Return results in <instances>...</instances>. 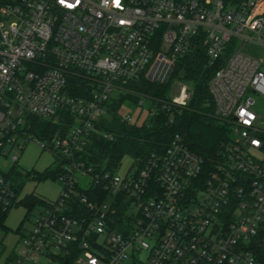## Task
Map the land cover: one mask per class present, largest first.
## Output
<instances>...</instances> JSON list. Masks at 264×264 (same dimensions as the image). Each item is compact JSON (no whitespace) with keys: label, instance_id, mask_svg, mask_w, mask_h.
Instances as JSON below:
<instances>
[{"label":"built area","instance_id":"2783aa9c","mask_svg":"<svg viewBox=\"0 0 264 264\" xmlns=\"http://www.w3.org/2000/svg\"><path fill=\"white\" fill-rule=\"evenodd\" d=\"M195 43L212 70L213 113L228 129L212 168L205 171L177 134L123 176L75 158L121 94L141 106L146 98L131 82L166 81ZM247 44L260 58L243 50ZM190 93L173 80L168 99L158 101L180 107ZM255 97L264 99V0L1 3L0 156L35 141L51 154L60 190L27 208V228L6 231L2 214L19 204L28 178L18 180L27 170L9 156L0 168V264L53 261L73 246L75 264H264V106L256 110ZM30 115L69 123L39 138L28 131ZM91 187V199L78 189Z\"/></svg>","mask_w":264,"mask_h":264},{"label":"trees","instance_id":"16d2710c","mask_svg":"<svg viewBox=\"0 0 264 264\" xmlns=\"http://www.w3.org/2000/svg\"><path fill=\"white\" fill-rule=\"evenodd\" d=\"M6 0H0V4ZM224 4H234L237 0H221ZM211 69L205 64L203 49L199 43L194 48L179 57L164 82L151 81L139 76L129 84L136 92L143 94L145 100L152 105L153 111L140 123L127 120L122 112L123 105L130 103L135 106L137 96L121 94L107 108V114L100 117L88 134L82 150L75 155L77 160L92 170H113L120 163L123 155H128L132 163L141 164L150 152H162L174 134L182 138L185 146L202 158L205 171L212 168L223 143L228 138L227 126L221 123L213 113L212 99L207 82ZM173 80L187 83L191 87L190 96L184 106L162 107L158 100H167ZM28 131L39 138H47L55 132L63 133L69 123V118L62 123H53L48 119H40L30 115ZM103 134L105 136H103ZM264 154V134L261 136ZM58 174L56 164L41 172L27 170L25 174L18 173V180L24 177L40 181L55 178ZM89 199L90 190L78 188ZM42 198L26 195L19 200L27 208L39 205ZM5 214H2V218ZM79 250L73 246L64 256H55L56 264H75L74 259Z\"/></svg>","mask_w":264,"mask_h":264},{"label":"rangeland","instance_id":"374dc122","mask_svg":"<svg viewBox=\"0 0 264 264\" xmlns=\"http://www.w3.org/2000/svg\"><path fill=\"white\" fill-rule=\"evenodd\" d=\"M239 44V43H238ZM235 43V46H238ZM243 50H248L253 53L255 56H261V50L258 46L247 44L243 47ZM174 88V84H173ZM257 104L255 105V109L262 111L264 106V99L255 97ZM149 101L143 100L141 106H127L123 107L122 112L123 115H128L130 121H134L136 123H140L149 113ZM264 129V123H263ZM17 157L16 166L22 170H34L37 172H41L45 168L51 167L53 164L52 156L47 151L41 150L36 144L35 141H28L24 144L23 149L18 152L17 150H12L9 154ZM0 156V168L6 169L10 164V158ZM132 163V159L128 155H123L119 165L115 169V173L119 176H123V174L129 170ZM60 190V182L55 178H46L40 181H36L32 178H27L23 181V184L20 188L19 197H23L25 195H33L40 198H43L47 201H52L56 198L58 192ZM27 207L23 204H17L11 208H9L4 217V226L6 227V231L11 232H21L23 229L28 227V222L25 219V216H29L27 214ZM34 213L31 212V214ZM7 243H12V238L8 236ZM144 254L141 253L139 255L140 258H143ZM31 264H56L54 261H48L45 257H40L35 263Z\"/></svg>","mask_w":264,"mask_h":264}]
</instances>
